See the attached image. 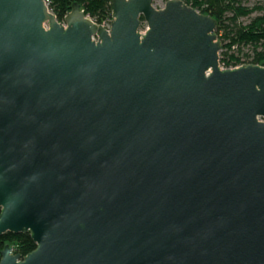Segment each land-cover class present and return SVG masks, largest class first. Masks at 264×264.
<instances>
[{
	"label": "water",
	"instance_id": "95a60500",
	"mask_svg": "<svg viewBox=\"0 0 264 264\" xmlns=\"http://www.w3.org/2000/svg\"><path fill=\"white\" fill-rule=\"evenodd\" d=\"M109 7L0 0V235L35 243L0 264H264V65L183 0Z\"/></svg>",
	"mask_w": 264,
	"mask_h": 264
},
{
	"label": "trees",
	"instance_id": "16d2710c",
	"mask_svg": "<svg viewBox=\"0 0 264 264\" xmlns=\"http://www.w3.org/2000/svg\"><path fill=\"white\" fill-rule=\"evenodd\" d=\"M46 1L58 20L64 18L74 2H78L83 12L98 23L111 14L109 0ZM183 2L216 20L215 34L221 42L220 61L226 65L231 62L237 63L239 59L236 54L241 53L249 63L264 65V12H259L262 6H245L241 0H183ZM255 11L259 13L251 16ZM244 17H247L248 21L240 20ZM11 245L14 246L15 253L21 256L35 248L29 233L5 232L0 235V252L5 246Z\"/></svg>",
	"mask_w": 264,
	"mask_h": 264
},
{
	"label": "built area",
	"instance_id": "2783aa9c",
	"mask_svg": "<svg viewBox=\"0 0 264 264\" xmlns=\"http://www.w3.org/2000/svg\"><path fill=\"white\" fill-rule=\"evenodd\" d=\"M166 1V0H165ZM164 1V2H165ZM46 4H47V6H48V3H47V1H46ZM164 4V3H163ZM163 6V5H162ZM161 6V7H162ZM49 8V7H48ZM50 10V9H49ZM51 11V10H50ZM52 12V11H51ZM65 16V15H64ZM87 17H89L93 22H95L96 24H99V25H102V26H104L105 28H109V26H110V20H111V14H110V16L109 17H107L106 19H104L102 22H100V23H98V22H96V21H94V19L93 18H91L90 16H88L87 15ZM64 20V18L62 19V20H59V21H63ZM238 57V59H239V61L236 63V62H231L229 65H226V64H224V62H222V61H220V59L218 60V64H219V67L220 68H234V67H238V66H240V65H244V64H249V60L247 59V58H245V55H243V54H236ZM219 58H220V51H219ZM260 65H262V64H260ZM9 247H11V253H13V254H15V249H14V246L13 245H11V246H9Z\"/></svg>",
	"mask_w": 264,
	"mask_h": 264
},
{
	"label": "rangeland",
	"instance_id": "374dc122",
	"mask_svg": "<svg viewBox=\"0 0 264 264\" xmlns=\"http://www.w3.org/2000/svg\"><path fill=\"white\" fill-rule=\"evenodd\" d=\"M164 1L165 0H153V5L156 8H159V7H161L163 5ZM241 1H242V4L243 5L249 6V7H252L254 5H260V6H262V9L259 12H264V0H241ZM259 12L258 11H255L254 13L251 14V16H253L256 13H259ZM240 20L248 21V18L247 17H244V18H241ZM145 26H146V24L145 23H142L140 29L141 30H144L145 29Z\"/></svg>",
	"mask_w": 264,
	"mask_h": 264
}]
</instances>
